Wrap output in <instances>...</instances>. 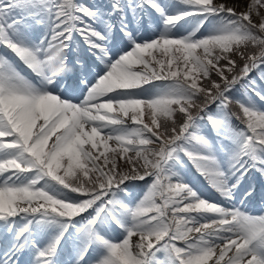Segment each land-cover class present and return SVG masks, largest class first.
Wrapping results in <instances>:
<instances>
[{
    "label": "snow or ice",
    "instance_id": "snow-or-ice-1",
    "mask_svg": "<svg viewBox=\"0 0 264 264\" xmlns=\"http://www.w3.org/2000/svg\"><path fill=\"white\" fill-rule=\"evenodd\" d=\"M22 257L264 264V0H0V264Z\"/></svg>",
    "mask_w": 264,
    "mask_h": 264
},
{
    "label": "rangeland",
    "instance_id": "rangeland-1",
    "mask_svg": "<svg viewBox=\"0 0 264 264\" xmlns=\"http://www.w3.org/2000/svg\"><path fill=\"white\" fill-rule=\"evenodd\" d=\"M84 1H85L84 3L91 4L90 2H88L89 0H84ZM92 5H97V6L106 8L109 5V2H108V0H98V1L94 2V4H92ZM82 55L86 56L85 53H82ZM255 76H256V73L254 72L252 74V78H254ZM156 83H160V82L157 81ZM145 122H150L147 119V117L145 118ZM109 143L111 145L115 146L114 141H110ZM188 171H190V173H191V175L189 177H188ZM181 175H182L184 180L187 179L189 181V183L194 187V189L197 190L201 194L202 198L208 199L211 202H220L219 194L216 193L215 190L210 187V185L207 183V181L199 175V173L196 171L194 166H192L190 163L187 164L186 168L181 173ZM73 195H76V194H73ZM23 261H24V259H22V264H23ZM209 263H211V261Z\"/></svg>",
    "mask_w": 264,
    "mask_h": 264
},
{
    "label": "bare ground",
    "instance_id": "bare-ground-1",
    "mask_svg": "<svg viewBox=\"0 0 264 264\" xmlns=\"http://www.w3.org/2000/svg\"><path fill=\"white\" fill-rule=\"evenodd\" d=\"M226 2H228L231 5L232 0H226ZM237 10H240V9H237Z\"/></svg>",
    "mask_w": 264,
    "mask_h": 264
}]
</instances>
